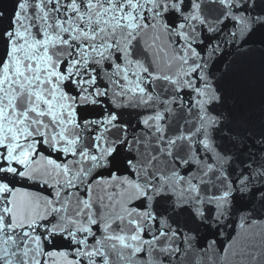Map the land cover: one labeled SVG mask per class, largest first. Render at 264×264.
<instances>
[{
  "label": "snow or ice",
  "instance_id": "obj_1",
  "mask_svg": "<svg viewBox=\"0 0 264 264\" xmlns=\"http://www.w3.org/2000/svg\"><path fill=\"white\" fill-rule=\"evenodd\" d=\"M0 264H264V0H0Z\"/></svg>",
  "mask_w": 264,
  "mask_h": 264
}]
</instances>
